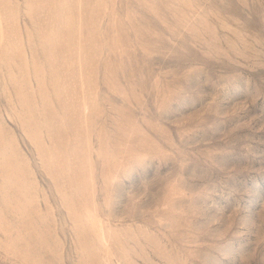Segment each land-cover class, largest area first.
I'll return each mask as SVG.
<instances>
[{
	"label": "rangeland",
	"instance_id": "1",
	"mask_svg": "<svg viewBox=\"0 0 264 264\" xmlns=\"http://www.w3.org/2000/svg\"><path fill=\"white\" fill-rule=\"evenodd\" d=\"M0 264H264V0H0Z\"/></svg>",
	"mask_w": 264,
	"mask_h": 264
}]
</instances>
